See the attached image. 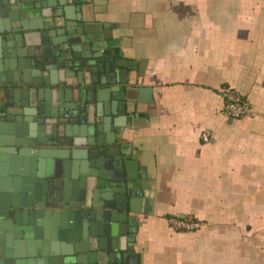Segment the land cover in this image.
Segmentation results:
<instances>
[{
    "label": "crops",
    "instance_id": "0c3cea01",
    "mask_svg": "<svg viewBox=\"0 0 264 264\" xmlns=\"http://www.w3.org/2000/svg\"><path fill=\"white\" fill-rule=\"evenodd\" d=\"M81 7L95 49L116 61L117 81L105 87L127 90L119 92L127 116L117 119L124 128L117 144L148 184L149 203L131 214L140 264H264V0H91ZM28 35L41 41L38 31ZM227 86L248 97L253 117L224 113ZM185 216L200 227L170 225Z\"/></svg>",
    "mask_w": 264,
    "mask_h": 264
},
{
    "label": "water",
    "instance_id": "95a60500",
    "mask_svg": "<svg viewBox=\"0 0 264 264\" xmlns=\"http://www.w3.org/2000/svg\"><path fill=\"white\" fill-rule=\"evenodd\" d=\"M88 2L0 0V264H140L148 184L117 144L127 90L105 87L117 65L85 31Z\"/></svg>",
    "mask_w": 264,
    "mask_h": 264
},
{
    "label": "built area",
    "instance_id": "2783aa9c",
    "mask_svg": "<svg viewBox=\"0 0 264 264\" xmlns=\"http://www.w3.org/2000/svg\"><path fill=\"white\" fill-rule=\"evenodd\" d=\"M221 94L224 100V113L230 118L240 119L243 117H253L255 109L248 97L242 92L232 87H223ZM204 142H210L211 136L208 132L202 134ZM170 225L177 230H196L200 227L197 221H189L185 217L170 218Z\"/></svg>",
    "mask_w": 264,
    "mask_h": 264
},
{
    "label": "trees",
    "instance_id": "16d2710c",
    "mask_svg": "<svg viewBox=\"0 0 264 264\" xmlns=\"http://www.w3.org/2000/svg\"><path fill=\"white\" fill-rule=\"evenodd\" d=\"M185 219L189 220V221H196L194 218H190L188 216H185Z\"/></svg>",
    "mask_w": 264,
    "mask_h": 264
}]
</instances>
